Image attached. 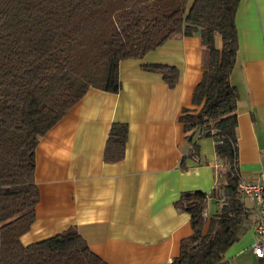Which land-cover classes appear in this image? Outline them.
I'll list each match as a JSON object with an SVG mask.
<instances>
[{"label":"trees","instance_id":"16d2710c","mask_svg":"<svg viewBox=\"0 0 264 264\" xmlns=\"http://www.w3.org/2000/svg\"><path fill=\"white\" fill-rule=\"evenodd\" d=\"M240 0H0V264H106L75 228L27 246L20 237L34 222L38 142L90 88L116 94L119 63L139 60L166 41L199 29L203 74L178 118L194 153L212 139L221 167L209 192H183L174 207L189 215L191 235L170 264H231L230 246L248 229L252 208L238 189V93L230 83L238 51ZM219 35L221 48L214 45ZM170 88L176 68L145 64ZM197 136V137H196ZM127 126H110L105 163L124 158ZM182 167V166H181ZM219 203L205 217L207 201Z\"/></svg>","mask_w":264,"mask_h":264},{"label":"crops","instance_id":"0c3cea01","mask_svg":"<svg viewBox=\"0 0 264 264\" xmlns=\"http://www.w3.org/2000/svg\"><path fill=\"white\" fill-rule=\"evenodd\" d=\"M192 3L187 0L186 10ZM235 26L230 83L238 93L237 167L241 180L258 183L264 180V0H240ZM214 45L221 48L219 35ZM202 55L198 29L142 59L120 62L118 93L90 88L40 138L38 202L34 222L20 237L23 246L73 227L106 264L171 263L192 233L189 215L174 203L183 192L209 193L221 167L212 139L197 140L194 153L178 120L185 109L199 110L191 99L202 78ZM145 64L176 68L177 83L168 87L160 74L142 70ZM113 123L126 124L127 139L123 160L109 164L103 152ZM218 208L216 200L207 201L206 221ZM255 222L252 208L247 231L225 253L231 264H264L251 250Z\"/></svg>","mask_w":264,"mask_h":264},{"label":"built area","instance_id":"2783aa9c","mask_svg":"<svg viewBox=\"0 0 264 264\" xmlns=\"http://www.w3.org/2000/svg\"><path fill=\"white\" fill-rule=\"evenodd\" d=\"M238 189L241 194L251 203L256 214V222L253 226L255 240L251 245L254 256L258 259L264 258V180L258 183L240 180Z\"/></svg>","mask_w":264,"mask_h":264},{"label":"rangeland","instance_id":"374dc122","mask_svg":"<svg viewBox=\"0 0 264 264\" xmlns=\"http://www.w3.org/2000/svg\"><path fill=\"white\" fill-rule=\"evenodd\" d=\"M194 1V0H193ZM186 6H187V0H186Z\"/></svg>","mask_w":264,"mask_h":264}]
</instances>
